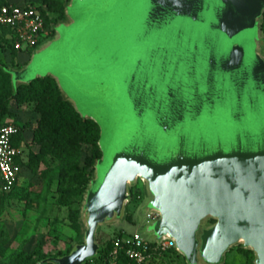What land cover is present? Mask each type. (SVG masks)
I'll use <instances>...</instances> for the list:
<instances>
[{
    "label": "water",
    "instance_id": "water-1",
    "mask_svg": "<svg viewBox=\"0 0 264 264\" xmlns=\"http://www.w3.org/2000/svg\"><path fill=\"white\" fill-rule=\"evenodd\" d=\"M263 13L264 0H70L55 36L2 68L14 89L52 77L100 129L84 242L46 262L97 257L98 227L140 178L153 243L172 239L187 264H220L242 243L264 264Z\"/></svg>",
    "mask_w": 264,
    "mask_h": 264
},
{
    "label": "trees",
    "instance_id": "trees-1",
    "mask_svg": "<svg viewBox=\"0 0 264 264\" xmlns=\"http://www.w3.org/2000/svg\"><path fill=\"white\" fill-rule=\"evenodd\" d=\"M70 0H41L39 5L34 3H21L33 5L41 12L46 27L51 29L54 34L56 26L55 19L51 14H57L64 18L65 7ZM9 4L7 1H0V6ZM14 4V3H12ZM260 31L264 38V13L260 24ZM9 30L0 27V42L10 51L11 63L8 66L0 59V126L7 124L3 120L11 116L10 104L12 101L27 103L32 105V111L37 114L36 125L32 129V145L37 147V152L29 150L26 156L17 162L23 168L41 176L48 175L50 170L41 171L40 163L44 156H49L57 161V192L55 204L58 209H67V218L71 228L76 233L79 241L83 240V230L80 221L81 201L83 202L84 193L88 187L90 179L94 175V165L101 158V150L98 145L100 129L91 119L83 118L76 111L74 106L62 95L56 81L52 77L36 78L29 84H19L16 89L13 88L10 76L2 71L3 67L21 68L16 60L19 52L14 49L13 41L8 37ZM18 133L13 138V146L21 147L24 144V133L27 131V124L18 126ZM88 148L89 153L82 156L83 148ZM48 172V173H47ZM52 176L50 177L51 180ZM47 182V188L51 181ZM16 188V187H15ZM15 188L10 193L11 194ZM80 196V201L75 204L74 196ZM75 204V207L73 205ZM210 224L214 222L209 220ZM125 235L119 233L113 237L105 246L98 251V256L88 260L85 264H110L109 257L116 237ZM152 246V244H150ZM72 245L65 253H68ZM244 254H253L250 249L238 248ZM171 251V250H169ZM168 251V252H169ZM58 253L55 255H60ZM166 254V253H165ZM49 255L43 252V243L31 252H16L8 264H53L44 261ZM255 257V256H254ZM160 257L153 260V264H158ZM113 264H131V261L125 256V251L120 250ZM254 264V260L252 262Z\"/></svg>",
    "mask_w": 264,
    "mask_h": 264
},
{
    "label": "rangeland",
    "instance_id": "rangeland-1",
    "mask_svg": "<svg viewBox=\"0 0 264 264\" xmlns=\"http://www.w3.org/2000/svg\"><path fill=\"white\" fill-rule=\"evenodd\" d=\"M9 3H34L39 5L41 0H0ZM56 25L66 22L67 18H61L57 14H51ZM55 36V30L54 34ZM262 32L260 31V37ZM50 39V38H49ZM47 40V42L49 41ZM259 53L264 58V49L259 48ZM25 53H19L15 61L20 66L25 58L31 57ZM0 59L10 66L11 56L7 47L0 42ZM27 60V59H25ZM11 116L6 117L3 122L12 123L18 126L27 124V131L24 133V157L29 150L37 152V147L32 145V129L36 125L37 114L32 111V105L12 101L10 106ZM89 153L88 148H83L82 156ZM57 161L49 156L41 159L40 170H50L48 175L41 176L29 169L23 168L19 183L11 194L0 193V264H8L11 257L19 251L31 253L39 243H43V252L49 255L44 261L52 259L60 262L69 256L76 248L84 242H80L76 233L71 228L67 218V209H58L55 201L57 192ZM48 173V172H47ZM52 176L51 180L50 177ZM51 185L47 188V182ZM130 200L124 207L122 216L117 221L101 224L96 232V243L99 249L105 246L113 237L119 233L133 236L139 234L145 241L154 242V235L147 230L151 220L147 218L149 210L146 206L150 199L147 185L137 178L130 186ZM75 204L80 201V196H74ZM82 203V201L80 202ZM75 204L73 207H75ZM205 224L209 225L207 221ZM83 234L85 227L81 222ZM68 253L66 249L71 246ZM239 247L245 249L243 244L230 248L224 255L220 264H252L253 254H244ZM63 253L60 255H55ZM158 264H187L184 257L175 249L167 252L157 262Z\"/></svg>",
    "mask_w": 264,
    "mask_h": 264
},
{
    "label": "built area",
    "instance_id": "built-area-1",
    "mask_svg": "<svg viewBox=\"0 0 264 264\" xmlns=\"http://www.w3.org/2000/svg\"><path fill=\"white\" fill-rule=\"evenodd\" d=\"M0 27L9 30L8 37L13 41L14 49L27 55L52 37L51 29L45 26L41 12L33 5L12 3L1 5ZM17 133L18 128L12 123L0 126V192L2 193H10L18 185L22 173V166L17 162V158L23 159L22 151L14 147L12 142ZM158 217L154 212L147 215L151 221ZM112 244L110 264L116 260L120 250L125 251V256L131 264H153L156 257L163 256L175 246L172 239H162L153 243L145 241L138 234L116 237Z\"/></svg>",
    "mask_w": 264,
    "mask_h": 264
},
{
    "label": "crops",
    "instance_id": "crops-1",
    "mask_svg": "<svg viewBox=\"0 0 264 264\" xmlns=\"http://www.w3.org/2000/svg\"><path fill=\"white\" fill-rule=\"evenodd\" d=\"M29 58H30V57L25 58V59H27V60L24 59V60H22V62H23V63H25V62L27 63L28 60H29ZM23 66H25V65H23ZM21 67H22V66H21ZM31 136H32V135H31ZM31 138H32V137H31ZM23 148H24V144H22V146L19 147V149L22 151V155H24V149H23ZM23 158H24V156H23Z\"/></svg>",
    "mask_w": 264,
    "mask_h": 264
}]
</instances>
